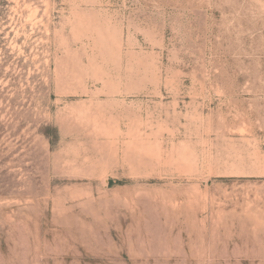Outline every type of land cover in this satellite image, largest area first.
Segmentation results:
<instances>
[{"label": "rangeland", "instance_id": "1", "mask_svg": "<svg viewBox=\"0 0 264 264\" xmlns=\"http://www.w3.org/2000/svg\"><path fill=\"white\" fill-rule=\"evenodd\" d=\"M0 264H264V0H0Z\"/></svg>", "mask_w": 264, "mask_h": 264}]
</instances>
